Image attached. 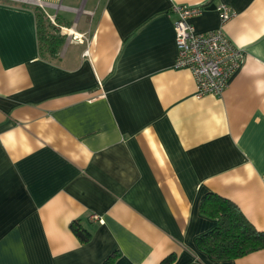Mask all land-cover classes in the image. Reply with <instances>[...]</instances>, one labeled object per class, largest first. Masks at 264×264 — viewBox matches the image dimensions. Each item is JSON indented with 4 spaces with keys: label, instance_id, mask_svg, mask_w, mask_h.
I'll return each mask as SVG.
<instances>
[{
    "label": "crops",
    "instance_id": "1",
    "mask_svg": "<svg viewBox=\"0 0 264 264\" xmlns=\"http://www.w3.org/2000/svg\"><path fill=\"white\" fill-rule=\"evenodd\" d=\"M40 1L0 0V264H264V248L221 261L195 244L216 226L207 194L264 231V0ZM221 5L241 63L197 97L173 8L200 7L206 33ZM36 11L64 37L57 56Z\"/></svg>",
    "mask_w": 264,
    "mask_h": 264
},
{
    "label": "built area",
    "instance_id": "2",
    "mask_svg": "<svg viewBox=\"0 0 264 264\" xmlns=\"http://www.w3.org/2000/svg\"><path fill=\"white\" fill-rule=\"evenodd\" d=\"M29 1V0H16ZM44 8L40 0H31ZM200 7L174 6L173 22L177 58L175 66L187 69L195 81L196 96H221L241 63L242 53L225 36L222 26L235 16L226 5L218 7L220 26L206 33L196 32L189 20ZM87 54V51L85 52Z\"/></svg>",
    "mask_w": 264,
    "mask_h": 264
},
{
    "label": "trees",
    "instance_id": "3",
    "mask_svg": "<svg viewBox=\"0 0 264 264\" xmlns=\"http://www.w3.org/2000/svg\"><path fill=\"white\" fill-rule=\"evenodd\" d=\"M36 29L39 50L47 56H57L64 43L56 26L36 11ZM203 216L214 219L216 226L195 240L198 249L213 260H231L264 248V231H257L244 217L240 209L230 201L214 194H207L200 203ZM71 230L81 243L89 240L90 234L78 223ZM168 257L160 264H170Z\"/></svg>",
    "mask_w": 264,
    "mask_h": 264
}]
</instances>
